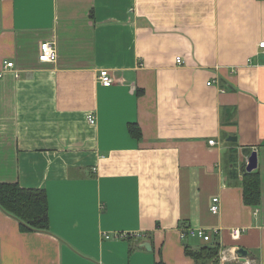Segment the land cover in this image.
Segmentation results:
<instances>
[{
  "label": "crops",
  "instance_id": "1",
  "mask_svg": "<svg viewBox=\"0 0 264 264\" xmlns=\"http://www.w3.org/2000/svg\"><path fill=\"white\" fill-rule=\"evenodd\" d=\"M261 41V0H0V183L43 190L48 214L28 230L0 209V264H195L208 243L184 229L217 231L219 264H264Z\"/></svg>",
  "mask_w": 264,
  "mask_h": 264
},
{
  "label": "trees",
  "instance_id": "2",
  "mask_svg": "<svg viewBox=\"0 0 264 264\" xmlns=\"http://www.w3.org/2000/svg\"><path fill=\"white\" fill-rule=\"evenodd\" d=\"M264 1V0H261ZM131 136L140 139V131L135 125H128ZM243 202L245 205L256 208L260 203V177L257 169L245 173L242 182ZM0 209L14 217L21 227L28 230L47 231L48 214L46 194L41 189H22L18 184L0 183ZM208 244L199 251L185 249L195 264H219L218 255L220 245L211 236ZM156 264H163L158 262Z\"/></svg>",
  "mask_w": 264,
  "mask_h": 264
},
{
  "label": "built area",
  "instance_id": "3",
  "mask_svg": "<svg viewBox=\"0 0 264 264\" xmlns=\"http://www.w3.org/2000/svg\"><path fill=\"white\" fill-rule=\"evenodd\" d=\"M258 49L260 51L261 54L264 55V41H261L259 44H258ZM40 53H39V56H38V60L40 62H43V63H46V62H53L56 60V51L54 49V47L50 44V43H43L40 45ZM176 62L178 64H181L182 61L180 58H177L176 59ZM13 67V64L12 63H5L4 64V69H9V68H12ZM0 77H1V74H0ZM99 83L102 87L104 88H108L110 86L113 85V80L109 74V72L107 70H102L100 71L99 73ZM207 85H211V82H208ZM87 122L89 124H95V119L93 116H88L87 117ZM209 145H214V141L211 140L208 142ZM210 212L213 213V214H217L219 212V200L218 198H214L212 199V205L210 207ZM240 233H241V230L239 229H233L232 230V238L235 240V239H238L239 236H240ZM218 232L217 231H213L212 233H208V232H205L203 230H199V229H184L180 232V239H185L186 237H198V238H202V240L204 242H208L210 241V238L211 236L213 235H217ZM139 235L138 234H123V233H120V234H117L113 237L115 238H121V239H128V238H131V237H138ZM104 239L108 240V239H111L112 236L108 235V234H104L102 236ZM230 257L232 259H235L236 254H235V250L234 249H230L228 250L227 252H222L221 253V256H220V260L222 262H225V261H228L230 259Z\"/></svg>",
  "mask_w": 264,
  "mask_h": 264
},
{
  "label": "water",
  "instance_id": "4",
  "mask_svg": "<svg viewBox=\"0 0 264 264\" xmlns=\"http://www.w3.org/2000/svg\"><path fill=\"white\" fill-rule=\"evenodd\" d=\"M230 140H231V139H230ZM233 141H234V138H233ZM257 162H258V161H257V155H256V152H252V154H251L250 157L248 158L247 165H246V167H245V171H246L247 173H251V172L255 171V170L257 169ZM143 247H144L145 249H147V250L150 249V246H149V244H147V243H144V244H143ZM235 254H236L237 258H239V259H244V258L247 257V252H246L244 249H242V248L238 249V250L235 252Z\"/></svg>",
  "mask_w": 264,
  "mask_h": 264
}]
</instances>
